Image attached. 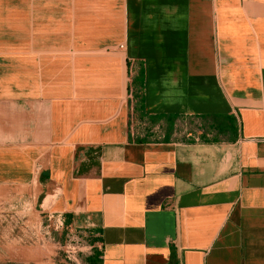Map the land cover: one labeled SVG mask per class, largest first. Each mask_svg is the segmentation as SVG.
<instances>
[{"label": "crops", "instance_id": "0c3cea01", "mask_svg": "<svg viewBox=\"0 0 264 264\" xmlns=\"http://www.w3.org/2000/svg\"><path fill=\"white\" fill-rule=\"evenodd\" d=\"M50 214L102 264H264V0H0V239Z\"/></svg>", "mask_w": 264, "mask_h": 264}, {"label": "rangeland", "instance_id": "374dc122", "mask_svg": "<svg viewBox=\"0 0 264 264\" xmlns=\"http://www.w3.org/2000/svg\"><path fill=\"white\" fill-rule=\"evenodd\" d=\"M58 216L47 215L40 234H33L32 226L16 224L11 217L9 238L0 239V264H84L83 255L91 251L86 244L88 230L65 219L61 226Z\"/></svg>", "mask_w": 264, "mask_h": 264}, {"label": "trees", "instance_id": "16d2710c", "mask_svg": "<svg viewBox=\"0 0 264 264\" xmlns=\"http://www.w3.org/2000/svg\"><path fill=\"white\" fill-rule=\"evenodd\" d=\"M144 76L143 73L139 75L138 79L133 80L132 85L134 87H137L138 90L144 89ZM139 94H137L138 96ZM139 105L136 107V109L140 112V117L143 118L145 117L144 113V99L143 97H139ZM149 119L153 122V124L157 123V118L153 119L149 116ZM165 119L168 121L169 126L166 127L164 130V136L162 139L164 141H171L173 138V134L175 133L176 130V123L179 119L183 120V117L180 115H167L165 116ZM200 119L202 121L201 125H196L195 120ZM212 120V121H211ZM187 122L190 126V130L192 133L190 135V139H187L185 137V140L187 141H195V138L193 137L194 134V127L197 126L198 129H203L202 133L200 134L199 138L201 141H209V133L212 131H216L217 133H224L226 130L234 132L235 127L233 122L231 121L228 126H225L224 124H221L218 122L217 117H208V116H201V117H188ZM140 141H145V138L139 139ZM86 244L91 246V253L88 255H83L82 260L84 264H102V252L97 248L96 242L100 239L98 237L94 236V231L88 230L87 235H86Z\"/></svg>", "mask_w": 264, "mask_h": 264}, {"label": "built area", "instance_id": "2783aa9c", "mask_svg": "<svg viewBox=\"0 0 264 264\" xmlns=\"http://www.w3.org/2000/svg\"><path fill=\"white\" fill-rule=\"evenodd\" d=\"M59 217V223H60V225L61 226H64V218L61 216V215H59L58 216ZM98 236H100L99 234H98ZM88 245V244H87ZM91 248V247H90Z\"/></svg>", "mask_w": 264, "mask_h": 264}]
</instances>
